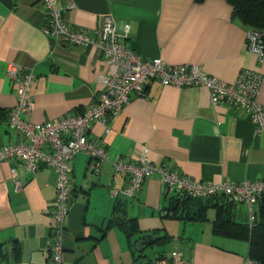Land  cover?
I'll list each match as a JSON object with an SVG mask.
<instances>
[{"label": "crops", "instance_id": "crops-1", "mask_svg": "<svg viewBox=\"0 0 264 264\" xmlns=\"http://www.w3.org/2000/svg\"><path fill=\"white\" fill-rule=\"evenodd\" d=\"M55 1L59 8L74 6L63 18L77 29L91 31L99 17L110 14L125 45L143 58L197 64L226 82L242 69L264 77V63L247 48V28L233 17L226 0ZM43 24L41 0H0V146L19 138L6 123L16 93L7 75L10 63L35 75L30 89L33 106L22 116L31 122L81 112L96 100L106 78V65L94 43L66 44L45 35ZM258 99L264 103V81ZM87 136L104 146L109 159L95 176L87 173L88 155L77 153L72 159L66 264H149L160 254L168 256L173 247L190 264H240L248 257L245 204L233 203L223 223L217 220L220 203L208 204L203 219L181 218L198 210L203 201L181 204L184 197L172 195L177 199L174 211L158 173L146 177L132 198L111 194L127 181L112 161H138L145 150L153 162L196 181L264 178V130L257 134L243 110L211 104L204 87L150 81L143 95L131 93L129 102L105 123L92 122ZM12 167L21 184L18 189L11 182ZM55 182L49 167L28 172L18 160L0 161V264H51ZM118 201L126 217L136 220L137 231L131 236L109 223L118 213ZM259 207L260 202L253 207L256 215ZM150 234L166 235L165 244L142 243L137 251L135 243Z\"/></svg>", "mask_w": 264, "mask_h": 264}, {"label": "built area", "instance_id": "built-area-1", "mask_svg": "<svg viewBox=\"0 0 264 264\" xmlns=\"http://www.w3.org/2000/svg\"><path fill=\"white\" fill-rule=\"evenodd\" d=\"M41 1L44 14L42 32L69 45L94 43L107 68L103 86L94 102L84 107L81 112L44 122H31L22 117L33 106L30 89L35 75L14 63H10L7 69L16 93L15 104L7 114L6 123L16 131L19 138L0 146V161L18 160L28 172H34L41 166L54 171L56 182L49 245L50 262L66 264L63 258L64 233L71 201L72 159L77 153L88 155L89 176L99 175L102 163L109 159L103 145L88 139L87 133L92 122L105 123L108 117L118 113L129 102L131 93L143 95L147 83L157 81L161 85L179 88L204 87L208 91L211 104L223 103L230 108L243 110L255 125V132L258 134L264 130V103L258 99L264 77L255 70L242 69L233 81L226 82L209 75L197 64H168L159 57L143 58L125 45L124 35L119 33L117 23L110 14L99 17L91 31L77 29L63 18V12L74 7L72 4L59 8L55 0ZM246 40L248 50L260 63H264L263 34L247 29ZM112 164L117 173L127 177L122 188L111 190L113 197L132 198L146 177L158 173L165 198L172 195L191 199L222 196L233 203L246 205L249 226L256 220L253 207L264 195V178L241 182L196 181L153 162L146 150L138 161L116 158ZM11 182L15 188H20L14 167L11 168ZM149 264H190V261L173 247L168 256L155 258ZM240 264L256 262L246 257Z\"/></svg>", "mask_w": 264, "mask_h": 264}, {"label": "trees", "instance_id": "trees-1", "mask_svg": "<svg viewBox=\"0 0 264 264\" xmlns=\"http://www.w3.org/2000/svg\"><path fill=\"white\" fill-rule=\"evenodd\" d=\"M229 5L232 7L233 17L247 29H254L263 34L264 38V0H226ZM264 200V195L262 197ZM191 198L184 197L180 199L181 204L184 202L188 203L187 200ZM170 203L174 211L177 207V199L174 197L169 198ZM195 200V199H194ZM203 201L201 206L194 213L181 214V218L190 219V220H200L204 218V210L208 204L218 206V203L224 205L225 207L219 206L217 209V220L221 223L225 222V216L230 212V208L233 202L224 199L222 196H215L207 199H200ZM218 200V201H217ZM217 201V202H215ZM120 202L115 205V208L118 210L117 215H114L110 220V224H117L121 229L128 235L131 236L134 232L137 231V224L134 218H127L126 214L122 212L120 208ZM173 211V212H174ZM123 213V214H122ZM173 214V216H175ZM256 215V214H255ZM247 238L249 243V252L248 257L254 260L257 264H264V203L260 201V207L258 214L256 215V220L252 226L247 227ZM154 236V235H153ZM166 235L163 236H154V243L165 244ZM144 245L152 244L151 241L143 243ZM162 257V254L158 255L156 258ZM152 261V260H151Z\"/></svg>", "mask_w": 264, "mask_h": 264}, {"label": "water", "instance_id": "water-1", "mask_svg": "<svg viewBox=\"0 0 264 264\" xmlns=\"http://www.w3.org/2000/svg\"><path fill=\"white\" fill-rule=\"evenodd\" d=\"M147 241H151V243H154L153 235L150 234V235L144 236V237H142L141 239H139V240L135 243V249H136L137 251H139V250H140V245H141L142 243L147 242ZM10 248H11V247H7V250L9 251Z\"/></svg>", "mask_w": 264, "mask_h": 264}, {"label": "rangeland", "instance_id": "rangeland-1", "mask_svg": "<svg viewBox=\"0 0 264 264\" xmlns=\"http://www.w3.org/2000/svg\"><path fill=\"white\" fill-rule=\"evenodd\" d=\"M182 224L181 225H183V222H181ZM190 225V227H191V225H193V224H189ZM181 230H183V228H182V226H181Z\"/></svg>", "mask_w": 264, "mask_h": 264}]
</instances>
